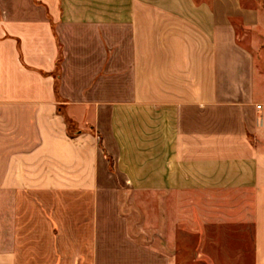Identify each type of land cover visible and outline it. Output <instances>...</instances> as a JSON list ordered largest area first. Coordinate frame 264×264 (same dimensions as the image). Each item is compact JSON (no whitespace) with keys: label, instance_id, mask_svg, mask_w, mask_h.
<instances>
[{"label":"crops","instance_id":"0c3cea01","mask_svg":"<svg viewBox=\"0 0 264 264\" xmlns=\"http://www.w3.org/2000/svg\"><path fill=\"white\" fill-rule=\"evenodd\" d=\"M0 264H264V0H0Z\"/></svg>","mask_w":264,"mask_h":264},{"label":"rangeland","instance_id":"374dc122","mask_svg":"<svg viewBox=\"0 0 264 264\" xmlns=\"http://www.w3.org/2000/svg\"><path fill=\"white\" fill-rule=\"evenodd\" d=\"M153 242V241H152ZM159 247V246H158ZM158 249H165V248H162V247H159ZM184 249V252H185V254H187V255H185V256H188V254H189V256H190V254H191V249L192 248H190V247H185V248H183Z\"/></svg>","mask_w":264,"mask_h":264},{"label":"built area","instance_id":"2783aa9c","mask_svg":"<svg viewBox=\"0 0 264 264\" xmlns=\"http://www.w3.org/2000/svg\"><path fill=\"white\" fill-rule=\"evenodd\" d=\"M258 108H261V106H258Z\"/></svg>","mask_w":264,"mask_h":264}]
</instances>
